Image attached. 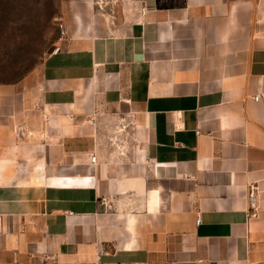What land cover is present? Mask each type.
<instances>
[{
    "label": "crops",
    "instance_id": "0c3cea01",
    "mask_svg": "<svg viewBox=\"0 0 264 264\" xmlns=\"http://www.w3.org/2000/svg\"><path fill=\"white\" fill-rule=\"evenodd\" d=\"M60 6L0 116V264H264V0Z\"/></svg>",
    "mask_w": 264,
    "mask_h": 264
},
{
    "label": "rangeland",
    "instance_id": "374dc122",
    "mask_svg": "<svg viewBox=\"0 0 264 264\" xmlns=\"http://www.w3.org/2000/svg\"><path fill=\"white\" fill-rule=\"evenodd\" d=\"M60 15V0H0V116L33 91L60 41Z\"/></svg>",
    "mask_w": 264,
    "mask_h": 264
},
{
    "label": "built area",
    "instance_id": "2783aa9c",
    "mask_svg": "<svg viewBox=\"0 0 264 264\" xmlns=\"http://www.w3.org/2000/svg\"><path fill=\"white\" fill-rule=\"evenodd\" d=\"M65 35H66V29H65V26L62 24L61 25V29H60V36H59V39L61 40L62 38H64L65 37ZM95 159H96V157L95 156H92L91 157V161H95ZM249 197L251 198V200H252V198H253V190H251L250 192H249ZM199 218H196V222H199Z\"/></svg>",
    "mask_w": 264,
    "mask_h": 264
}]
</instances>
